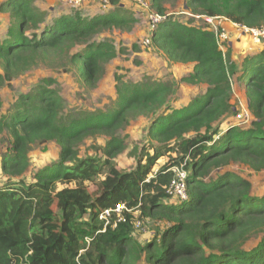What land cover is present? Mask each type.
<instances>
[{"label": "trees", "instance_id": "16d2710c", "mask_svg": "<svg viewBox=\"0 0 264 264\" xmlns=\"http://www.w3.org/2000/svg\"><path fill=\"white\" fill-rule=\"evenodd\" d=\"M148 1L167 17L150 33L154 49L170 61L191 65L182 82L204 85L203 94L178 109L171 84L119 79L112 111L70 113L52 79L21 94L0 117V142L5 133L11 137L1 161L7 184L0 185V264H264V196L253 194L252 184L234 173L206 181L231 164L264 171V47L236 69L213 31L168 16L169 0ZM110 3L114 10L107 15L90 18L76 12L41 28L46 14L34 0L4 2L0 13L11 21L0 36V87L48 57L68 62L82 83L94 87L106 64L118 56L111 41L96 38L108 30L129 31L137 23L121 0ZM183 5L191 16L264 27V0H184ZM76 47L83 49L70 55ZM237 73L254 121L221 130L235 113L231 78ZM139 117L148 118L149 148L136 157L132 170L121 171L115 159L127 144L118 133ZM98 136L110 138L103 156L80 157L79 145ZM48 142L60 147L58 162L26 183L22 178L31 146ZM173 154L178 156L147 183L158 162ZM184 163L188 200L179 203L167 190L171 168ZM89 184L96 186L94 193ZM121 205L129 210L122 213L125 221L115 213L108 225L101 220L106 210ZM135 210L166 226L144 243L136 241Z\"/></svg>", "mask_w": 264, "mask_h": 264}, {"label": "rangeland", "instance_id": "374dc122", "mask_svg": "<svg viewBox=\"0 0 264 264\" xmlns=\"http://www.w3.org/2000/svg\"><path fill=\"white\" fill-rule=\"evenodd\" d=\"M7 1L8 0H0V6ZM121 2L122 6L125 7V11L131 13L134 19L137 20V23L129 31L116 29L112 31L108 30L102 32V34L96 38L98 41H111L117 48L118 56L106 64L100 80L94 87L90 88L82 83L81 80L78 79L76 71L72 65H68V62L64 64L62 59L55 60L52 59V57H48L42 59L37 66L18 78H15L11 83H6L4 86L0 87V97L3 104L0 109V117L7 114L8 110L21 94L29 93L45 79H52L55 81L52 87L57 89L63 98L65 113H70L75 110L88 112L112 111L117 99L116 86L118 85L119 79H122L123 82L141 85H149L154 82L171 84L173 90H175L172 104L178 109L189 105L194 98L201 96L206 88L204 85H188L182 82V78L191 73V65L170 61L161 55V53H158L154 49L152 43L150 45L145 44V41L150 38L152 30L150 14L155 12L150 8L151 6L149 5L150 9H146L133 3L131 0H121ZM167 3L168 16H172L180 22L188 23L192 21V25L194 26L204 28L210 26L212 29L217 22L215 21L212 26L209 25L205 19H198L185 14L188 12H183L184 0H169ZM76 6L79 8H76ZM34 7L46 14V21L41 25V28L47 22H51L61 16L73 15L76 12L81 16L92 18L98 15H107L114 10L112 6L102 7L92 0H86L81 6H78L71 0H34ZM10 21L11 19L8 14L0 13L1 37L4 36ZM224 28L229 32L230 41H232L235 47L234 50L237 49L233 54V48H226V53L230 54V58L232 59L230 65L232 64L235 67H240L241 60L244 59L243 56L254 55L262 49V47L256 48V46H252L250 39H241V37L246 35L242 34L240 31L232 30L229 23H227ZM32 32L33 31H30L29 35ZM82 49L83 47L73 48L70 51V55ZM0 73H3L1 64ZM238 74L239 73L235 74V76L233 75L231 78V105L235 108V113L222 123L221 130L228 125L239 124L235 119L236 113H238L243 106L247 107L248 104L245 94L246 86L243 82L238 80ZM253 121L254 118L250 113V120L240 127H249ZM147 125L148 118L139 117L137 119H132L129 125L118 133L127 144V149L115 159V165L119 170H132L136 164V157L145 153L146 149L149 148V139L146 136ZM109 140L110 138L106 136L86 139L78 147L79 156H103V148ZM10 142V135L5 133L0 142V185L7 184V178L1 169V161L11 147ZM177 154L171 156L167 155L158 162V167L154 168V170L171 162V160L179 155ZM59 156L60 147L55 142L31 146L28 152L30 166L29 170L22 178L23 181L26 183L32 182L34 175L39 170L58 162ZM224 172L239 175L242 179L252 184L253 194L264 196V171L256 173L242 164H231L220 171H213L206 181L210 182ZM88 186L90 192L94 193L96 191V186L94 184H89ZM63 188L64 186L60 185L58 189L60 190ZM136 218L142 223L143 227L142 229H135L134 238L141 243H144L146 239L152 238L156 231L166 226V223L162 221L141 218L140 212L136 213L135 219ZM254 241L255 240L251 241L250 244Z\"/></svg>", "mask_w": 264, "mask_h": 264}, {"label": "built area", "instance_id": "2783aa9c", "mask_svg": "<svg viewBox=\"0 0 264 264\" xmlns=\"http://www.w3.org/2000/svg\"><path fill=\"white\" fill-rule=\"evenodd\" d=\"M71 1L73 3H76L78 6H81L86 0H71ZM92 1L98 3L102 7H111L110 0H92ZM131 1L146 9L151 8V7L149 8L150 4L148 0H131ZM76 8H79V7L76 6ZM192 17H195V16H192ZM166 18L167 17L161 16L160 14L156 12H152L150 14V22L152 23V30H154L160 23L165 21ZM196 18L205 19V21L209 25H212V26L214 25V22L217 21L213 29L210 28V26H208L207 28H209L210 31H213L215 33L219 47L224 52L225 55L227 54L226 48L231 46L229 32L226 30V28H224L227 25V23L231 24L234 30L240 31L242 34L246 35L254 46H261L264 44V27L249 28L246 26H241L239 24L232 23L223 17L211 18L207 16H197ZM145 44L150 45L151 39L148 38L145 41ZM235 119L239 122V124L236 123V125H243L244 123L250 120V112L248 110V104H247V107L243 106L242 109L239 110L238 113H236ZM185 165L186 163L182 165H177V166L172 167L170 170L173 174V178L171 180V183L168 187L167 192L170 195V197H172V200H176L179 203H183L188 200L189 171L187 170ZM158 171H159V168L157 170H154L153 174L146 180V182L149 183L151 179L158 173ZM124 211L129 212L127 207L124 205L118 206L114 210H106L102 214L101 220H106V224L108 225L109 223H111L110 218L112 217L113 213H115L117 217L119 218V221H125L122 217V213ZM137 212L139 211L135 210L133 214L136 215ZM134 225H135V229H142L143 227L142 223L138 221V219H136V221L134 222ZM114 227H116V224L114 225Z\"/></svg>", "mask_w": 264, "mask_h": 264}, {"label": "crops", "instance_id": "0c3cea01", "mask_svg": "<svg viewBox=\"0 0 264 264\" xmlns=\"http://www.w3.org/2000/svg\"><path fill=\"white\" fill-rule=\"evenodd\" d=\"M229 26H230V28L233 30V27L229 24ZM245 38H247L248 39V37H246V36H243V37H241V39H245ZM249 40V39H248ZM231 43H232V41H231ZM248 45H249V43H248ZM264 45V44H263ZM263 45H261V46H256V48H260V47H264ZM250 46V45H249ZM252 46H254L253 44H252ZM230 48L232 49L233 48V54L236 52V50H234V45H233V43L231 44V46H230ZM258 50V49H257ZM260 51V50H259ZM162 55V54H161ZM243 58H245V56H243ZM231 62H232V59H231ZM242 62H243V59L241 60V63H240V67L239 66H237V67H235L236 69H241V67H242ZM191 72H192V67H191ZM245 94H246V92H245ZM246 98H247V96H246ZM174 106V105H173ZM175 107V106H174ZM177 108V107H176ZM226 129V128H225Z\"/></svg>", "mask_w": 264, "mask_h": 264}]
</instances>
